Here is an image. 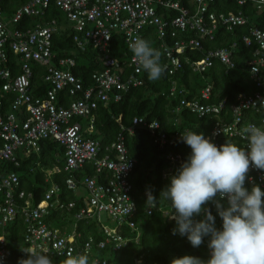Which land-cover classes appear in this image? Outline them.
<instances>
[{
  "label": "built area",
  "instance_id": "1",
  "mask_svg": "<svg viewBox=\"0 0 264 264\" xmlns=\"http://www.w3.org/2000/svg\"><path fill=\"white\" fill-rule=\"evenodd\" d=\"M191 1L194 10L180 4L179 0H27L9 16V21L2 19L0 10V264H17L11 261L7 238V226L17 219L22 223L20 233L24 249L36 248L46 252L54 264H59L69 252L85 251L98 264H112L106 257L97 256L94 247H110L116 251L128 241H138L137 206L131 194L130 180L135 160L129 156L121 133L107 145H102L91 135L94 111L99 104L106 106L111 100L119 101L131 86L144 82L145 71L135 60L129 44L137 36L145 39L148 25L156 27L152 35L161 39L157 48L162 53V64L165 71L173 76L183 67L179 54L187 46L199 50L201 39L213 38L217 19L213 13L205 14L207 0ZM252 1L257 8L264 4V0ZM50 3H54L71 23L75 48L83 52L91 46L100 53L98 59L102 68L91 73L87 84L72 71L76 63L73 56H58L52 50L51 37L59 32L56 18L25 29L15 28L23 16L42 18ZM156 6L174 9L178 14L169 21L161 19ZM207 16L212 21L211 27L205 21ZM220 22L231 30L245 24L246 18L229 12ZM185 31L196 32L198 37L180 38L178 34ZM114 33L121 34L129 50L121 57L112 56L109 52ZM166 36L172 38L171 41H165ZM240 40L252 51V58L248 61L249 89L238 92L231 103H226L225 98L212 101V85L205 83L192 98L181 97L176 108H188L199 118L209 116L212 122L205 137L211 138L217 146L231 139L243 147L247 143L244 127L249 124L264 126V74L261 72L264 67V30L250 26ZM236 43L233 41L230 46L207 50L196 60L185 58L186 63L192 72L200 74L212 67L214 60H219L228 69L234 68ZM9 52L18 55L16 74L7 64ZM33 64L43 69L41 80L45 86L42 95L34 94L36 87L31 83ZM176 84L173 79L169 96L185 94ZM134 126L147 130L153 143L162 150L180 140V132H183L175 131L168 135L159 130L157 120L143 117H134L131 127ZM128 131L132 129L128 128ZM47 139L63 147V165L45 170V181H50L53 173L66 172V188L74 195L81 188L85 195L64 200L61 198V186L52 182L36 202L34 193L21 186L17 172L7 167L6 163L20 166L21 160L39 152L40 142ZM163 155L168 162L162 173L166 178L183 161L179 153L168 151ZM248 176L250 180H246L245 187L250 190L255 183L264 191V172L250 168ZM77 204L79 208L74 210L72 221L66 225H55L49 220L52 211H72ZM156 209L167 217L171 213L167 208L150 204L144 211L151 215ZM102 213L116 221L114 227L104 224ZM80 220H86V223L95 221L104 238L96 241L89 235L83 240L77 226ZM125 229L131 234H124ZM133 264H142V259H134Z\"/></svg>",
  "mask_w": 264,
  "mask_h": 264
},
{
  "label": "trees",
  "instance_id": "2",
  "mask_svg": "<svg viewBox=\"0 0 264 264\" xmlns=\"http://www.w3.org/2000/svg\"><path fill=\"white\" fill-rule=\"evenodd\" d=\"M26 1L0 0V10L2 13L5 12L9 18L15 13L16 8ZM179 1L180 4L189 6L194 10V4L191 0ZM229 12L243 16L246 18V23L234 26L231 30L226 29L220 19L222 20ZM156 13L159 14L161 19L169 21L178 14V11L156 6ZM208 13H213L217 19L213 38L207 39L205 37L201 39V49L199 50L187 46L184 52L179 54L183 67L174 76L169 75L165 71L158 81H150L147 73L144 72V82L141 85L131 86L127 92L123 93L119 101L111 100L106 106L99 104L94 111V130L91 135L99 139L102 145H107L115 141L117 135L121 133L129 156L135 160L130 180L132 183L131 194L137 206L135 221L140 230V237L136 242L128 241L121 249L116 251L110 247L104 249L94 247L93 249L97 256L106 257L112 264H133L136 258H141L142 264H170V260L173 257L183 255L197 256L202 259L207 257V238H205V243L199 248H193L186 237H181L178 234L173 235L172 230L176 227L175 221L168 219L167 216L157 209L151 215H147L144 211L147 206V196L144 190L150 189L152 194L159 199L162 189L169 183L168 177L175 172H172L166 178L162 177L163 171L168 166L163 154L168 151L179 153L182 156V161H184L191 152L190 147L180 140H176L172 145L166 146L162 150L153 143L147 130L142 127L131 126L134 117H143L146 120H157L160 124L159 130L168 135L175 131H184L185 129L203 132L206 135L210 129L212 119L209 116L199 118L185 107H181L179 110L176 109L180 98H192L198 94L199 89L205 83L212 85V101L225 98L226 103H231L238 92L249 89L251 81L248 75V61L252 58V51L244 46L240 38L243 34L248 33L250 26L264 30V4L261 8H257L252 0H242V3L239 0H207L205 14L207 15ZM51 18L58 20L57 27L59 29V32L54 33L51 37L52 50L56 51L58 56H73L76 63L72 71L86 84L89 83L91 73L102 68L98 59L100 53L91 46L83 52L75 48L71 30L61 26L63 15L54 3H50L45 9L42 18L38 16H23L21 21L15 24V28L25 29L37 23L46 22ZM205 21L208 26L212 23L208 16ZM11 26L13 27V24ZM155 29L154 24L148 25L144 38L151 47L158 50L157 44L161 39H157L154 37L155 35H152ZM178 35L186 40L189 37H198V34L193 31L180 32ZM171 39L168 36H166V39L164 38L165 41H171ZM233 41H237V46L234 47L233 52L236 63L234 68L228 69L219 60H214L212 67L200 74L192 72L188 63H186L185 58L199 59L203 57L207 50L230 46ZM72 50L75 53L71 52ZM109 50L110 54L116 57H121L126 51L129 52L120 33L113 34ZM17 58L18 55L9 52L7 64L12 66L13 74L18 73ZM162 62L163 59H161ZM32 68L34 75L31 83L36 87L34 94L42 95V89L45 86L41 80L42 66L33 64ZM261 72L264 74V67ZM173 79L177 83L176 87L185 92L184 95L169 96L168 92ZM64 98L65 100L67 99L65 96ZM118 118L120 119L118 120ZM128 128H131L132 131H128ZM57 156H61L58 162L59 165H63V147L55 141L47 139L40 142L38 155L32 153L29 157L22 159L18 167L11 163H6V165L17 172L21 186L26 191L34 193L36 202L41 199L45 187L52 182L61 186L62 199L67 201L76 199L73 191L68 190L65 186L66 172L53 173L50 176V181H45V170L50 169L54 163H58ZM85 169H87V166ZM90 173H93V171ZM82 194L85 195L86 193ZM156 205L172 211L169 203L162 199L158 200ZM208 207L216 217L217 228H222V220L217 215L214 205L209 204ZM78 208L77 204L72 211L54 210L49 220L54 221L55 225H66L72 221L71 214ZM201 218L200 216L195 217L196 220ZM85 221L80 220L77 223L83 240L87 239L89 235L94 237L96 241L104 238V234H102L99 225L95 221L91 220L87 223ZM21 230L22 223L19 219L7 226V238L13 263H17L20 258L25 257L21 251V249H24ZM124 234L130 235V230L125 229Z\"/></svg>",
  "mask_w": 264,
  "mask_h": 264
},
{
  "label": "clouds",
  "instance_id": "3",
  "mask_svg": "<svg viewBox=\"0 0 264 264\" xmlns=\"http://www.w3.org/2000/svg\"><path fill=\"white\" fill-rule=\"evenodd\" d=\"M129 48L148 79L158 81L166 70L162 53L139 36ZM243 133L247 143L241 147L231 139L217 146L203 132H180V141L190 147V154L168 177L159 199L146 190V204L155 206L161 199L169 203L168 217L176 224L173 235L186 237L193 248L207 238L208 259L183 255L173 257L170 264H264V191L255 183L250 190L245 187L250 168L264 172V126L249 124ZM209 204L214 205L222 228H217ZM198 216L202 218L196 220ZM21 251L26 257L17 264H54L36 248ZM59 264L98 262L85 251L69 252Z\"/></svg>",
  "mask_w": 264,
  "mask_h": 264
},
{
  "label": "rangeland",
  "instance_id": "4",
  "mask_svg": "<svg viewBox=\"0 0 264 264\" xmlns=\"http://www.w3.org/2000/svg\"><path fill=\"white\" fill-rule=\"evenodd\" d=\"M2 15H3V17H2L3 20L9 21V18H8V16H6L5 12H3ZM62 19L63 20H62L61 26L63 28H65V27L66 28H70L71 27V23L69 21H67L64 17ZM10 27H11V25H10ZM71 52L75 53L74 50H72ZM82 122L84 123L85 120L83 119ZM38 153H36V154L38 155ZM57 158H61V156H57ZM81 191H82V189L78 188V190L75 193V196H79L80 194H82ZM101 219L104 222V224L108 225V227H114L115 224H116V221L114 219H112L109 215H107L106 213H102L101 214Z\"/></svg>",
  "mask_w": 264,
  "mask_h": 264
},
{
  "label": "crops",
  "instance_id": "5",
  "mask_svg": "<svg viewBox=\"0 0 264 264\" xmlns=\"http://www.w3.org/2000/svg\"><path fill=\"white\" fill-rule=\"evenodd\" d=\"M57 160H59V158H57ZM56 165H59V162L58 163H54L53 166L50 169L54 168ZM59 166H62V165H59Z\"/></svg>",
  "mask_w": 264,
  "mask_h": 264
}]
</instances>
